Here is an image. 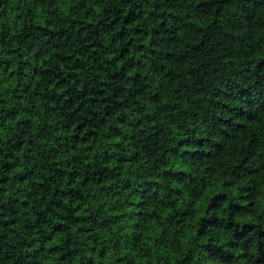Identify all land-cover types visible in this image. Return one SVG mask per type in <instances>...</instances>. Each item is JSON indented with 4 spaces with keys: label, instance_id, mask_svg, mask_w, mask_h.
Instances as JSON below:
<instances>
[{
    "label": "trees",
    "instance_id": "trees-1",
    "mask_svg": "<svg viewBox=\"0 0 264 264\" xmlns=\"http://www.w3.org/2000/svg\"><path fill=\"white\" fill-rule=\"evenodd\" d=\"M0 264H264V0H0Z\"/></svg>",
    "mask_w": 264,
    "mask_h": 264
}]
</instances>
